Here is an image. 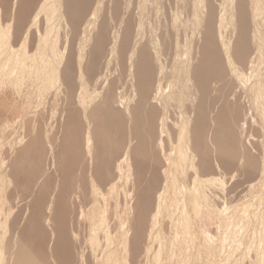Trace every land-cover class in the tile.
Masks as SVG:
<instances>
[{
	"label": "bare ground",
	"instance_id": "1",
	"mask_svg": "<svg viewBox=\"0 0 264 264\" xmlns=\"http://www.w3.org/2000/svg\"><path fill=\"white\" fill-rule=\"evenodd\" d=\"M60 1L61 0H48L46 6L44 7V11H43L44 12V14H43L44 18L47 20V24L49 23L48 25H50V23L52 25L50 26L51 28H49V26L46 27L47 33H48L47 39H46V41H43V43L41 44L40 49H39V53L36 57V60H38V62H41L40 69L43 68L44 65H46L47 63H49V62L51 63V61H57V58L59 59V57L61 55L63 56L64 53H66V50H68V53H70L72 55H73V53L76 52L75 55L77 54L76 56L78 57L77 58L78 60L84 59V56L88 52V51L85 52L86 48H88V45L86 47L85 43L90 42V40H94L96 42L98 40L99 36H100V38H99L98 42H100L102 40V55L101 56H102V60H104V62L101 59H99V60H101L102 64H104L103 70H108L106 68H109L110 64H112V61H110V59L113 58L112 56H114V53H117V54L120 53V56L126 60V61L125 60H123V61L126 62V64H127V71H126V73L124 72L125 73L124 76L120 77L119 80L117 79L119 82V84L117 83L119 85V88L117 87V89L119 90L118 91L119 94H118V97H116V99L114 100L116 105L112 104V106H114L112 108H111L110 104L113 102L112 99L114 97L110 100V101H112L110 103L109 99L111 98V95L113 94V93L112 94L110 93V90H112L111 86L114 85L113 83L115 82L114 80H116V79L114 78V80H112L113 76L108 77L109 71L108 72L106 71L105 72L106 74L104 73V71L102 72L103 73V78H102V130H106L105 128L107 126V123L110 122V124H111L110 119L112 117L110 118V114L115 112L116 117L118 118V119H116V117H115L116 123H117V120L120 121L122 124H120V122H119L118 125L124 126L123 130H124V132L126 131L124 134L125 139L122 137V139H124V142L126 145V146L122 145V147H123L122 150H124V151H123V153H121V157H119L118 156L119 154L117 153V158L119 157L118 163H119V167H120L119 171H118L120 175H119V178L118 177L117 178H118V180H120V176H122V174L125 175L127 173L130 176L135 177V178L132 177L135 182H133V180L131 179L133 182V188L134 189L130 187V184H129L130 182L128 179L131 177L128 174H127L128 177H126V175H125V178H123V180L124 179L126 180V178H128L127 180L129 183L127 182V180L126 181L124 180V182H122V183L127 182L129 185V189L131 188V190H128V187H127V190L129 192H125V194H127L126 196H128V195L131 196V199L129 201L134 200V202H133L134 204L131 203V205H133V206H131V209H130V212L132 214L131 215L132 218H131V216L129 217V215H128L127 217L129 219H127L126 222H125V220H124V222H122L123 225L125 224L124 226H126L128 224V222L130 223V227H128V230H129V233H132V240H131V248L133 249L132 250L133 253L131 251L132 262L135 261L134 258H135V254L138 252V244L141 242V240H143L144 233L145 234L151 233V230L153 229L152 228L153 227L152 222H154V221L152 219L153 217H150V216L151 215L154 216L153 215L154 212L162 211V209L165 210L166 207L169 208L168 205L172 204L171 202H173L174 205L176 203H178V202L174 203V201H176L175 198L177 197V200H179L178 197H180L181 195H183L182 198L184 197V199L182 200V202H183L182 208H184V211L182 210V213L187 212L186 213L188 215L187 217L191 218L190 222H193V227H191V228H193L195 230L196 234L201 236V240L203 238V241L201 243H203L204 240L206 243V239H205L206 237L211 240L212 239L211 237L215 236V235L212 236V234H215L217 231H219V230H217L219 228V226H218L219 224L224 226V228H223L220 225V227L225 229L226 231H228L227 229L234 224H235L234 227H236V223L233 224L234 220H236V219H233V214L235 212L239 213L237 210H239L241 208L237 209V207L243 206V203H242L243 201L240 202L241 198H242V200L245 199L244 201L248 202V203L245 202L246 205L247 204L248 205L242 207V209L239 210L240 213L243 215V217L245 216V218H247L248 215L249 216L252 215L254 217L256 215H258L257 217H260V219H261V222L258 221L259 224L261 223V226L259 227V229L261 227H262L261 229H263L264 228V182H261V180H260V178L261 179L264 178V176H263L264 175L263 174L264 173L263 172L264 167H262V166H264L263 165L264 160H262L264 158V155H263V151H264L263 146L264 145L262 146L263 143H261V142H264L262 139L263 137H261L262 141H260L261 140L260 136L257 135L259 137H256V135L254 134L253 139H252L253 144H251L249 142L247 143V145L249 144V146H250V150H249V147L247 145H246L247 150L244 148L245 146L244 147L241 146V147H243V154L241 152L242 155L239 156V159H238V157L235 159L236 156H234L235 152H233V151H235L236 148L239 149L238 146L243 145V144L245 145L244 142L246 141V139L249 141L251 140L252 137H250L247 134L248 125H249V130H251L250 129L251 124H252L251 126H253L255 128L258 127L256 125L255 126L253 125L256 122L254 123V121L252 119L253 118L251 116L252 113L254 115H258L257 117H259L260 123H257V124H259L260 127H262L264 129V117H263L264 112L261 115L260 111L258 110V109H260V108H258L259 104L261 102H264L263 101L264 99L260 100L261 101L260 103H257L258 101H256V97L253 95V93H255L253 91H256V89L258 88V86L260 84L263 85L261 82H258V81L260 78L264 77V22H263L264 20H263V18H261V16H264V14H263L264 13L263 12L264 11V0H248V1L246 0L247 2L245 1L248 5H250V8H248L249 6L247 8L245 7L246 10L250 9V13H248V14L245 11V9L242 8V10L245 11L244 13H246L247 16L250 14L249 20H248L249 17L244 15L247 22L245 21V19H244V21H241V22H239V20H238L239 15H240L239 13H241V15H243L242 14L243 12L237 13L239 15H238L237 19L235 18L236 12L239 10L240 7H238V10L235 12V15H234V10L237 8L232 7V5H233L232 0H220L218 3L220 6L217 4L218 0H206V1L205 0H192L191 8L189 7L190 11L189 10H188V12L186 11L187 14L185 13L184 9L186 10L187 6L190 5L191 2H186L188 5L186 4L187 6L185 7L183 5L184 0H175L174 2H173V0H170L171 3H169L168 5L166 4L165 6L163 5L165 8L166 6L169 7V5L172 4L171 5L172 7L171 8L169 7L170 10L168 9V13L164 12L165 15L169 14L168 15L169 18H167L168 16H166V19L164 18L165 15H162L163 11L161 13V9L159 10V6H161V4L166 0H164L163 2H162V0H137V2L135 0L136 4L133 5V7L131 6L132 0L131 1L125 0L124 4L122 3L123 2V0H122L121 5L123 4V6L119 5L120 3L117 0V2L119 4H116L114 7L110 8V11L112 9V17L110 16V18H109V14H111V12L108 14L109 10L108 11L106 10V6L109 7V5H110L109 3L111 1L107 2L106 0H96L94 5L92 7L90 6L89 9L86 11V14L84 15L86 18L83 16L84 22L81 21V19H80V21L83 22V24L79 23L80 21H77L78 22L77 23L76 21L73 20V19H75L72 15V14H74V13H72L73 11L71 12L72 14L68 13L69 16H68V14L66 15V12H68L69 7H72L71 5H73V2L76 0H74V1L73 0H67V2H65L66 3V10H65L66 12L64 11V8L62 11L61 5L63 4V6H64L65 4H64V2H62V4H61ZM167 1H169V0H167ZM167 1H166V3H167ZM185 1H187V0H185ZM214 1H216V3H214ZM237 1L240 4L239 0H237ZM237 1H236L235 5L238 4ZM106 2L108 3V5L106 4ZM117 2H115V3H117ZM233 2H235V1H233ZM113 3H114V0L112 2V5L115 4V3L114 4ZM129 3H130V5H129ZM134 3H132V4H134ZM247 4H244V5L246 6ZM101 5H102V10H101ZM50 6H53L54 10L52 9V11H51ZM130 6L132 7L131 9L129 8ZM183 6H184V8H183ZM239 6H241V4ZM161 8H163V7L161 6ZM166 9L167 8H165L164 11ZM217 9H219V10H217ZM99 11L102 12V17H104V19L106 17L103 15L106 13L108 14V17L106 18V20L103 21L104 26H105L104 22H106L107 19H110L109 20L110 22L107 21L108 24L107 23L106 24L108 26L106 25L105 27L104 26L101 27L102 32L100 33V35H98V37L92 38L93 35L91 34V30L93 29L94 24L97 23L100 26L102 25L101 20H99V21L97 20V22L94 23V21H96L95 18L97 19V17H100V16H97L100 13ZM105 11H106V13H105ZM248 12H249V10H248ZM261 12H263V13H261ZM160 13H161V17H158L160 15ZM261 14H263V15H261ZM70 15H71V17H70ZM244 16H242V17H244ZM68 17L71 19L73 18L72 19L73 23L75 22L78 24V27H77V24H75L76 27L78 28V29L76 28L77 29L76 32L80 29V27L82 25H83V29H82V34H79L78 33L79 31L77 33H73L74 35L72 36V39H71V35H72L71 34L70 40H69V43L71 45L65 46L63 44L66 43V41H64V40H65L67 34L65 33L64 28H63L64 40L62 41L61 40L62 39V37H61L62 32H59L60 31L59 29L61 27H63L62 26L63 24L65 27H67L68 23H72V22H68V21H71ZM158 18H159V20H160V18H162L161 20L169 19L170 20V27L173 28V31H174V32L171 31L172 29L169 27V23H168V25L165 24L169 21L167 20L165 22V20H163L165 22L164 23L165 32H166V27L168 26L167 29L170 28L169 31L173 32V34H174L172 36V34L170 33L171 37L170 36L169 37L171 38V42H169L170 39L169 40L167 39L168 38L167 36L170 35L169 31H167L168 35H166V37H165V33H162L161 31H159V32H161L162 34L156 35L157 37H159L158 38L159 41H161V39L164 41L165 38L168 40V41H166L168 44L165 41H164L165 43L162 41L163 43L162 42L161 43L163 45L167 44V47H168L172 43L171 44L172 48L169 46L170 49L173 50L171 52L172 54L169 52L171 50L168 51L169 47L167 49V51H168L167 53H169L171 55L170 58H168L169 56L167 57V55H166L165 47H164L165 50L162 49L164 54L161 50H159L160 48L158 47V43H157L158 39L155 38V33L158 32L156 26H157V24L161 23L160 22L161 20L158 21ZM240 18H241V16H240ZM67 19H68V21H67ZM241 19H243V18H241ZM100 21H101V23H99ZM234 21H236V23L239 22L238 28H237L238 29L237 34L234 33V31L236 30L235 28H233V26H234L233 22ZM56 22H59V24H60L59 27H57L58 23H56ZM154 24H156V26H154ZM162 24H163V22H162ZM54 25H55V27H54ZM109 25H110V28H109ZM158 26L160 27V28L158 27L159 30L163 29V31H164V28L161 27V25H158ZM154 27H156V28H154ZM248 27L249 28L251 27V30ZM57 28H59V29L57 30ZM73 28H74V26H72V29ZM98 28L93 29V30H95V29L97 30V34H99L98 30L100 29V28L99 29ZM1 31H2V29L0 30V32ZM248 31H250L251 34ZM229 32H230V34L226 35ZM70 33H71V31H70ZM233 33H234V36H233ZM248 33L250 34L251 38L248 37L249 36ZM235 34H236V36H235ZM91 35H92V37H91ZM161 35H163L165 38ZM229 35H230V37H229ZM74 37H76L77 40L72 42ZM160 37H162V38H160ZM233 37L234 38L236 37V38L232 39ZM247 37L250 38L249 40L251 42L246 40ZM240 40H241V42H240ZM92 42H90L89 44H91ZM247 42L251 43L252 45L251 44L248 45ZM53 43H55V49L52 50L51 45ZM91 45H93V44H91ZM163 45L161 47H163ZM67 46H68V49H66ZM73 47H75V48H73ZM117 48H120L119 52H118ZM90 49L93 50L94 48L90 47ZM90 49H89L90 52H88L87 57L89 56V53L93 52ZM115 51H117V52H115ZM158 52H160L161 55L163 54L164 63H165V59L168 58L167 59L168 64L167 63H165V64L169 65L170 61H171V64H170L171 67L168 66L171 69V71H169L170 69L168 70L167 65H165L166 67L164 66V63L162 61V56L160 57V55H159L160 53L158 54ZM117 54H115V55H117ZM238 55H240V56H238ZM101 56H100V58H101ZM164 56H166L165 59H164ZM118 57H119V54H118ZM89 58H90V56H89ZM92 58H93V56H92ZM98 58H99V56H98ZM143 58H145L144 66H142L143 64L141 63L142 62L141 60H143ZM169 59H171V60L169 61ZM86 60H88V59H86ZM116 60H118V62H117L118 65H119L120 61H122L121 59L119 60V58H117ZM109 62H111V63L109 64ZM143 62H144V60H143ZM123 63H122V66H123ZM216 63L218 64L217 67L220 68L219 71L221 70L220 74L218 73L219 71L216 70V72L218 73L217 74L218 76L214 75V72H213L214 67H215L214 65ZM126 64L123 67H126ZM139 64H142V65H139ZM108 65H109V67H108ZM103 66L101 65V67H103ZM140 66L143 67V73L138 72L140 70V69H138ZM217 67H215V69H218ZM120 68L122 69V67H120ZM165 68L169 71V73L166 71ZM121 69L119 71L120 73H122ZM13 70L14 69H12V71ZM141 71H142V68H141ZM14 72H16V71H14ZM52 73H54V72H52ZM116 75H117V73L115 74V76ZM119 76H120V74H119ZM117 77L118 76H116V78ZM108 78L111 80H109ZM40 81L44 82V85H47V86H49L51 83H53V82H49L48 79H44V80L42 79ZM112 81H113V83H112ZM10 82H11V80H10ZM262 82H264V80ZM17 83H15V84H17ZM238 83H240L241 85H239ZM2 84H4V82ZM15 84H13V85L15 86ZM11 86L9 88H11ZM114 86H116V84ZM114 86H113V89L115 90ZM263 86L261 88H263ZM16 87H19V86L16 85ZM240 87H243V88L240 89ZM262 90H264V89H260V92ZM115 91H117V90H115ZM258 91H259V88H258ZM258 91H256V92H258ZM112 92H113V90H112ZM88 93L90 95H94V94L99 95V94H101V90L99 88H95L94 91L90 90V91H88ZM258 93L255 95H258ZM12 94H10V96ZM17 94H15V96ZM21 94H23V93L21 92ZM115 94H117V92H115ZM38 95H40V94H38ZM38 95L36 98L40 99V96L38 97ZM44 95H45V97L44 96L43 97L46 99V94L44 93ZM263 95H264V92H263ZM261 97L264 98L262 95H261ZM5 98H7V97H5ZM159 98H160V101H157ZM169 100H171L170 102L173 103V105L175 107L174 108V110L176 111L175 115L177 114L176 116H177V121H178L177 127L180 128V126H182V124L184 127L182 129V131H180L181 130V128H180L177 132L178 134L180 132L181 133L184 132V134H183L184 138H183V135L181 136V134H180V137H178V135L175 134L177 130L173 131L175 136H177L178 138H182L181 140L184 141L185 146H183V149L185 147V149H184L185 152H183L184 150L182 151V149H181L182 145H184V143L182 144L183 141H181V148H180V146H176V148L179 147L181 149V151H179L180 153L183 152V154H184V153L188 152L186 155L184 154L185 155V158H184L183 155H181V154L179 155V153L177 151L178 155L180 156L179 159H181V157H182L183 159H181V160H183L184 162L186 161L187 162V163L185 162L186 164H188L191 161V159L193 160V161H191V163H189V165L191 164V166L187 165L190 168L188 177L180 176L179 180H178V177L175 180L176 174H174V175L171 174V170L173 169L172 170V172H173L179 166L180 170L182 169L180 171L181 173H179V174H182L187 169V167H184L186 165L182 164L181 161L178 160V157H179L178 155H177L178 157L176 156V153H175L176 148L174 146L177 143L173 142L174 144H172V145H174L173 146L174 148L173 147L169 148V149H171L170 151L172 154L170 156L173 159L168 160L167 165H165L164 163L167 162L166 159L168 158L169 155L168 156L166 155L167 157H166L165 161H164V158H165L164 155L165 154H163L162 152L160 153L158 151L159 153L157 152L156 154H159V155H157L156 157H153V155H152V153L155 152V151H153V146H155L156 148L159 146V145L157 146V143L159 141L157 143L155 142V141H157L155 139V137L157 138V134L159 133V131H161V130H159V127L161 126V128L163 129V132H165V134L168 135V136L166 135L167 137H169V135L172 133V132L169 133V131H170L169 130V125H170L169 120L172 118V117L171 118L169 117V115H170L169 114V110H170L169 109V103H170ZM18 101H20V100L18 99ZM23 101H25V100H23ZM29 101H30V99H29ZM34 101H36V100H34ZM4 102H5V100H4ZM157 102L161 103L160 106H158L159 103L157 104ZM32 103H35V102H32ZM81 103H82V105H84L86 107L85 102H81ZM256 103L258 104V106H256L257 105ZM30 104H31V102H30ZM39 105L40 104L38 102L37 106H39ZM42 105H43V101H42ZM170 105H172V104H170ZM261 105H260V107L262 109V106L264 104L262 106ZM22 106H23V103H22ZM31 106L35 107L34 104L33 105L31 104ZM29 107H30V105H29ZM159 107H161V109ZM36 108H38V107H35V109ZM113 108L115 109V111ZM170 108H172V107L170 106ZM262 110H261V112H262ZM1 111H2V109L0 110V112ZM159 112L161 114L158 116ZM173 112L174 111H172L171 115H174ZM28 115H27V117H28ZM23 116H25V115H23ZM61 116H64V115H60V118L62 120ZM157 116L160 117L159 127H158V122L156 120V119H159V118H157ZM27 117H25V119ZM54 119L56 121L58 120L57 117ZM249 119L252 120V123H250V124H248V122H250ZM21 120H23V119H21ZM26 120L24 122H26ZM64 120H65V118H64ZM256 120H257V118L255 119V121ZM115 121H114V123H115ZM28 122L29 121H27V124H28ZM53 122H52V124H53ZM172 122H174V121H172ZM236 122H237V125H236ZM16 123H17V121H16ZM19 123H20V121H19ZM57 123H58V121H57ZM116 123H115V125H116ZM230 123L231 124L235 123L236 126L235 125L233 126V124H232V125H230V128L232 126L234 128L236 127L237 129L236 128L235 129L237 131H235L234 128L233 129L228 128ZM22 124H23V121H22ZM25 124H24V126H25ZM29 124H30V122H29ZM55 124H56V122H55ZM49 125H51V123H49ZM173 125H174V123H173ZM173 125L171 124V126H173ZM219 126L221 127V129L224 128V129H222V130H224V133H227V132H225V129H229V131L234 130L235 132H238L237 136H239V138H240V139L238 138V140L240 141L244 137L243 140H245V141H243V144H240L238 146H234V144H233V146L231 147L233 149V151L228 150V148L232 144L230 146L228 144L229 147L224 146V145L227 144V142H230V143H231V141L233 142L234 139L235 140L233 143H235L237 141L236 140L237 137H235L236 134L233 131L234 133L231 134V135H235L233 137V140L231 138V135H230V138L227 137L228 136L227 135V136H225L226 138L222 137L225 139L224 142H226V141L227 142L226 143L220 142V141H222V139H220V136H219V134H220ZM157 127H158V129H157ZM118 128L121 129L120 127H118ZM118 132L121 133L120 130ZM163 132L161 131V133H163ZM252 132H254V131H251L249 133L251 134ZM258 132H260V131H257V134H258ZM255 133H256V130H255ZM263 133H264V131H263ZM151 134H153V135L156 134V135H155V137H150L149 135H151ZM165 134L164 133L161 134V136L162 135L163 136L160 137V139L161 138L165 139V137H166ZM227 134H229V133H227ZM243 134H247L249 136V139H248L247 135L245 137V136H243ZM159 135H160V133H159ZM220 135L224 136L222 133ZM115 136H118V135L116 134ZM172 136H173V134H172ZM172 136H170V138ZM197 136H199V137L201 136L200 137L201 142L202 143L205 142L204 143L205 145H202L201 142L197 143V141H196L198 139ZM147 137H150V139H149L150 141L148 140ZM254 137L256 138V140ZM168 139L167 140L165 139V140L168 141V143H169ZM175 139H177V138L175 137ZM194 139H195V142L197 144L194 143ZM200 139H198V140H200ZM219 139H220V141H219ZM230 139H231V141H230ZM172 140L175 141L174 139H172ZM120 141H122V140L120 139ZM151 141H154V144H156V145H154L153 142H151ZM119 143H116V144L118 145ZM206 143L209 144L208 147H207ZM161 144L163 145L162 142H161ZM170 144H171V142L168 145H170ZM198 144H201L203 147L200 145V149H199ZM222 144H224V145H222ZM236 144H237V142H236ZM168 145L165 144V146H168ZM165 146H164V148L162 147L163 151H164V149H166ZM260 146L263 147L262 148V155H263L262 159L260 158V156H261L260 155ZM115 147H116V149L120 148V147L117 148V146H115ZM159 147L161 149V145ZM226 147H227V150H226ZM233 147H235V148H233ZM160 149L157 148V150H160ZM206 149H207V151L209 150L208 153H207V151H204ZM224 149H225L226 153H225ZM122 150L119 149L118 152H120ZM150 150L153 152H151ZM240 150H242V149H240ZM140 151L143 152V156L140 154L141 153ZM227 151L228 152L230 151V153H232V152L234 153V155L231 156L230 160H232L233 162L235 160V162H236V163L234 162L235 165H232L234 163L231 164L232 161H230L228 159L230 157L229 156L230 153L228 154ZM149 152H151V153H149ZM237 152H240V151H236V153ZM251 152L253 154H255L257 156V158H255L256 157L255 155H254L255 157L252 156ZM148 153L151 155H149ZM166 153L170 154V152H168V150ZM206 153H207V155L210 156V158H208L209 156H206V155H205V157L203 156V154H206ZM222 153H223V155L228 154L229 157L227 158V155H225L226 156L225 159L224 158L222 159ZM246 153H248V155ZM98 154H96V155H98ZM153 154H155V153H153ZM139 155L142 157H140ZM87 157L89 158V156H87ZM93 157H96V156L93 155ZM248 157L250 158L249 162L252 159V160H255V162L257 163L256 164L254 162V164L256 166V168L254 166L255 169H253L252 168L253 166L251 167V165L249 163H247L246 160ZM138 158H139L140 162H138ZM226 158L228 159V162L225 161ZM233 158H234V160H233ZM97 159H98V157H97ZM97 159L96 160L92 159V161H94V160L97 161ZM260 159L262 161H260ZM179 161H180V163H179ZM261 162L263 163L262 166H261ZM95 163L97 164V162H95ZM109 165H111V164L109 163ZM179 168L177 169L178 172H179ZM128 169H129V171H128ZM153 169L155 170V172H153V173H155V176L151 175V170H153ZM117 170H118V168H117ZM117 170H116V173H117ZM174 173H176V172L174 171ZM247 173L249 174V176H245ZM261 173L263 174L262 175L263 178L261 176ZM150 175L155 177V179H153V177H151ZM116 176H118V174ZM116 176H114V177H116ZM122 177H124V176H122ZM122 177H121V180H122ZM234 177H236L237 180H234L233 179ZM258 177H259L258 180L260 181V183L259 182L257 183V181H256L257 180L256 178H258ZM117 178L115 179V182H113V183H116ZM111 180H113V179H111ZM153 180H154L153 184H148L150 181L152 183ZM227 180L228 181L234 180L231 187L227 186V182H226ZM109 181H110V178H109ZM177 181H179V185L178 184L177 185L180 186V187L177 186L178 187L177 190L179 189L178 190L179 192L177 190L175 191L173 189L175 182L177 183ZM105 182H107V181H105ZM117 182L119 184V181H117ZM113 183H111V184H113ZM146 183H147V185L145 186V188L143 186V189H145V193H144V191L142 190V185H144ZM225 183H226V185H225ZM228 183H230V182H228ZM172 184H174V185H172ZM107 185L108 184L106 183V189H108ZM115 185H113V186L111 185L112 189H111V187H109L110 190H113V187ZM124 185H123V187H124ZM150 185H151V187H150ZM56 186L57 185H55V187L52 186L53 188L49 191V194L47 193L48 194L47 197L45 196V194H44L45 197H43L44 208L40 212V216H41L42 221L44 222V224L48 230L49 235H48L47 239L45 240V243L43 244V246H41V243H40V246L38 248H36V249H40L38 252L42 251V259L34 260L31 264H85V261L83 260V258L80 257L81 259L78 260L77 252L74 253V247H73L74 243L72 241L73 238L68 237L67 234H65V232H63L64 230H61L62 228L61 229L59 228L58 231L55 229L56 226L60 227V225H58V222H57L58 218L64 219L63 221H66L65 219L67 218L68 214L69 213L72 214L71 213L72 212L71 211V200H72V196H73V192H74L73 187L71 185H67L64 188L59 189L58 191H57L58 187H56ZM120 186H121V184H120ZM226 186L229 189L226 190V188H227ZM123 187H122V190L124 192ZM175 187H176V185H175ZM102 188L104 189L105 186L102 185ZM103 189H102V192H103ZM108 190H106L107 191L106 196L111 195V193H109ZM125 190H126V188H125ZM173 190L175 191V193ZM143 194H144V199L142 202L141 196ZM104 196L105 195L102 196L103 199H104ZM124 198L127 200V198H129V197H127V198L124 197ZM139 199H140V201H139ZM234 199L235 200L240 199L239 202H240V204L241 203L242 204L241 205L236 204V209H234L233 214H232V213H230L232 211L231 210L232 206H230L231 207V209H230L229 205H231V202H233L232 205H235V203H238V201L237 202L235 201V203H234ZM126 200H124V201H126ZM155 203H156V205L154 207ZM125 204H126L125 208L127 209V212H128L129 211L128 207L130 208V206H127L128 203H125ZM180 205H181V203H180ZM179 207L181 208V206H179ZM179 207H178V209H176L177 211L179 210ZM249 208H252V209L247 210ZM229 209H230V212H229ZM3 212L5 213V211H3ZM1 213H2V210H0V216H1ZM4 213H2V215ZM26 213H24V214H26ZM240 213H239V216H240ZM127 214H129V212ZM186 214H185V216H186ZM6 215L7 214L5 213L4 216H6ZM26 215H25V217L23 216L22 218H26ZM180 215H184V214H180ZM234 215L237 216V214H234ZM177 216H178L179 221H181V219L179 218V215H177ZM120 217H121V215H120ZM175 218H176V216H175ZM245 218H244V220H245ZM203 219H205V221L207 220V221H210L212 223H214V222L219 223L217 221L220 220L219 224H215V226L218 228L216 229L214 227L217 231L213 229L214 233L209 234L208 229L206 228L207 226L204 227L202 224ZM250 219H251V216H250ZM250 219L247 218L245 220L246 221L245 223H247V220H248V223H250L248 225V227H250L251 223L254 220L252 217L253 220L251 219L252 222H250L249 221ZM182 220H183V222H181L182 224L184 222H185V224L187 223L183 218H182ZM242 220H243V218H242ZM2 221L0 219V222H2ZM77 221H79V220L77 219ZM207 221H206V223H207ZM61 222L59 220V223H61ZM210 222H208L210 225L209 227H210V229H212L213 228L211 226L212 223L210 224ZM235 222H237V221H235ZM240 222H242V221H240ZM240 222H238V224ZM256 222H257V220L255 219V223ZM66 223L63 222V227H64V224H66ZM98 223H99V221H98ZM185 224H183V225H185ZM204 224H205V222H204ZM257 224H254V225L257 226ZM1 225H3V224H1ZM4 225H6V224L4 223ZM66 225H68V224H66ZM254 225L253 226L251 225L252 228L255 227ZM68 226H70V224ZM124 226L121 227L122 232L125 231V230H123ZM213 226H214V224H213ZM240 226H237L238 228L237 227L236 228L238 230H239V228L242 229V227L244 225L242 226L240 223ZM203 227L205 228V230ZM244 227H247V226H244ZM248 227H247L246 231H242V232L238 231V232H240V234L241 233L243 234V235L241 234L242 236L239 234L240 238L241 237L243 238V236H245L243 232L247 233V234L245 233L246 237L244 239L245 241H246V239H249V241L248 240L246 241L247 244H249L248 242H251L250 238L252 240V237H248V235L252 232L255 233V231H253L252 229H251L252 231L249 230ZM6 228H7V225L4 228V230ZM21 228H20V232L22 230ZM202 228H203V230H202ZM221 228H219L220 231H221ZM235 229L233 228V231ZM4 230H3V232H4ZM24 230H26L25 227H24ZM111 230H113V228L112 229L110 227L109 228H107V227L103 228L102 239L105 240V242L107 243V242H109V238L111 236L112 239L110 238V240H112V241H110L111 243L110 242L109 243H110V245L112 243L114 245L115 239H113V235H112L113 231H111ZM244 230H245V228H244ZM248 230L251 232L248 233L247 232ZM254 230H256V234H258V235L261 234V233H259L260 231L264 233V229H263V231L262 230L259 231L258 228L254 229ZM257 230H258V233H257ZM0 231H2L1 228H0ZM61 231H62V233H61ZM229 231L231 232L232 229ZM68 232H66V233H68ZM210 232H212V230ZM234 232H236V233H234L235 235L233 234V236L237 237V235H236L237 231H234ZM23 233H24V231L21 234L23 235ZM117 233L120 234V231H118ZM25 234H27V232ZM217 234H218V232L216 233V235ZM219 234H221V232ZM225 234H227V232ZM252 235H253V233H252ZM71 236H72V234H71ZM202 236H204V237H202ZM226 236H227V238L229 237L228 235H226ZM253 236H255V235H253ZM220 237H221V235H220ZM258 237H260V235ZM117 238H118V236H117ZM86 239H88V238H86ZM216 239H219V235L217 236ZM216 239H212V240L214 241ZM225 239H224V241H221L219 239V241H221L224 244H225V242H229V241L232 242V240L234 241V237L231 240H229L230 239L229 238L228 239L229 241H225ZM235 239H237V238H235ZM256 239H257V237H256ZM259 239L261 240L260 242L262 243V245H264V243L262 242V240L264 239V235H261V237ZM85 241H87V240H85ZM216 241L212 242V243L216 244ZM10 242L8 244H6V246H8V245L11 246ZM74 242H75V240H74ZM208 242H209V240L207 241V243ZM0 243H2V242H0ZM46 243L48 244L49 249H48V247L45 246ZM205 243L200 244L199 246L204 245V247H202V246L201 247L205 248ZM207 243H206V246L209 245ZM261 243H259V244H261ZM224 244H222V246ZM227 244L228 243H226L225 245H227ZM251 244H253V240H252V243H250V247H251ZM103 245L106 247V244L104 242H103ZM253 245H256V244H253ZM108 246H109V244H108ZM8 247H5L6 248L5 251L2 250L4 248H0V264H5V263L10 264V261L12 260L9 258V260H8L9 263H8L6 258H5L6 261H5V263H3L4 262L3 256H5V255H3V252L7 254L6 250L8 249ZM89 247H90V245H89ZM223 247L220 249L222 250ZM45 248L47 249V251ZM90 248L92 250L93 246H91ZM101 248H102V244H101ZM202 248H201V250H202ZM217 248H218V245H217ZM246 248L248 249V247H246ZM256 248L258 249V247H256ZM260 248L262 249L264 247L260 246ZM11 249H13V250H11ZM14 249L15 248L9 247V249L7 250L8 254H9V250L16 253V251ZM87 249L89 250V248H87ZM28 250H29L28 253L30 251H32L30 249H28ZM97 250L98 249H96V251ZM204 250L208 251V247ZM103 251H108V250L106 249ZM210 251H211V249H210ZM250 251H251V248H250ZM263 251H264V249H263ZM12 252H10V253H12ZM216 252L218 253V249ZM256 252H258V251L256 250ZM261 253H262V251H261ZM261 253H260V255L263 254V256H264V253H262V254ZM204 254H206V253H204ZM253 254H254V252H253ZM14 255L16 256V258H14L15 256L13 257V254H10V256L14 258L13 261H11V262H13L12 264H19L21 256L16 255V254H14ZM18 256L20 257V259H17ZM99 256L102 257V249L100 251ZM246 256L248 257V255H246ZM263 256H261L262 260L260 258V260H261V261H259L260 264H264L263 263L264 262ZM208 257H210V256H208ZM18 260H19V262H18ZM249 261H250V259H249ZM247 263L249 264L250 262H247ZM23 264H29V263H24V261H23Z\"/></svg>",
	"mask_w": 264,
	"mask_h": 264
},
{
	"label": "rangeland",
	"instance_id": "2",
	"mask_svg": "<svg viewBox=\"0 0 264 264\" xmlns=\"http://www.w3.org/2000/svg\"><path fill=\"white\" fill-rule=\"evenodd\" d=\"M106 1L107 2L111 1L109 3L110 4L109 7L106 6V10L107 11L109 10L108 14L111 12V14H109V18H110V16L112 17V9L110 11V8L114 7L116 4H119V3H120L119 5H121L122 0H120V1L118 0L119 3L117 2V0H114V3L117 2L115 4L113 3L114 5H112L113 0H106ZM124 1L125 0H123V2H122L123 4H124ZM163 1L164 0H162V2ZM166 1H164L161 4V6L163 8L166 4L168 5L169 3H171L170 0H169L170 2L167 1V3H166ZM174 1L175 0H173V2ZM219 1L220 0L217 1V4L219 3ZM233 1H235V2H233ZM236 1L237 0H232V4H233L232 7L237 8L234 10V15H235V12L238 10V7H240L239 10L236 12L235 18L237 19L238 15L240 14L239 18L241 16V18H243V19L238 18V20H239V22H241V21H244V19H245L244 15L247 16V14L250 13V9H248L249 12H248V10L245 9V7L247 8L248 6H249L248 8H250V5H248L246 3L248 0L247 1L241 0L242 2L239 0L241 6H239L240 4L238 3V1H237V3L239 5L237 4L238 5L237 6V5H235ZM47 2H48V0H0V30L2 29V31L0 32V89L2 90V91L0 90V96H1L0 97V110L2 109V111L0 112V210H2V213H4L3 211H5V213L7 214L6 216H4L5 213L3 215L1 213V216H0L1 221L3 220L2 222H0L1 224H3V225L0 224V226H1L0 228L2 230V231H0V242H2V243H0V248H4L2 250L5 251V249H6L5 247L9 246V245L6 246V244H8L11 241L12 243L10 242L11 246H9V247L15 248L14 250L16 251V253H14L11 251L13 249H11V250H9V254H8V251H7L9 249V247H8V249L6 250L7 254L3 252V255H5V256H3V258H4L3 263H5L6 260L9 263V261H8L9 258L12 259L11 261H13V259L16 258V256L14 254L21 256V259L19 256H18L19 258L17 257V259H20L19 264H21V263L23 264V261H24V263L31 264L34 260L42 259V251L38 252L40 249H36V248H38L40 246V243H41V246H43V244L45 243V240L47 239V237L49 235L48 230H47V228H46V226H45V224L42 221V218L40 216V212L44 208L43 197H45V196L47 197V195L49 194V191L53 188L52 186L55 187V185H57L56 187H58L57 188V191H58L59 189H62L67 185H71L73 187V190H74L72 200H71V211H72L71 213L72 214H70V213L68 214L67 218L65 219L66 221H63L64 219L58 218L57 222H58V225H60V227L56 226L55 229L58 231L59 228L60 229L62 228L61 230H64L63 232H65V234H67L68 237L73 238V240L72 239L71 240L74 243V245H73L74 253L77 252L78 260H80L81 259L80 257H82L83 260L85 261V264H248L247 262H250L249 264H252V263L253 264H260L259 261L262 260L261 256H263L262 253H264V251H263L264 248L261 249L260 246L264 247V245H262V243L260 242L261 240L259 238L261 237V235H264V233L260 231V230L263 231L264 228L261 229L262 228L261 227L259 229V227L261 226V223L259 224V222H261V219H260V217H257L258 215H256L255 217L250 215L251 219H252V217L254 219V220L252 219L253 222L251 221L250 216L248 215L249 216L248 217L246 215L247 218L250 219L249 221L252 222L251 225L253 226L254 224L258 223L257 224V226L259 225L258 227L256 225H254L255 227H253V228L251 225H250L251 228L248 227V225L250 224V223H248V220H247L248 224L245 223L246 222L245 220L247 218H245V216L243 217V215L239 211L242 209V207L248 205V204L246 205V203H248V202L244 201L245 199L242 200V198H241L240 202L243 201L242 202L243 206L237 207V209L241 208V209L237 210L240 213V216H239V213H236V212L234 214H237V216L233 214L234 209H236V204L237 205L240 204V202H239L240 199H238V200L234 199V203H235V201L236 202L238 201V203H235V205H232L233 202H231V205H229V207L232 206V209L230 207V209L232 211L230 212V209H229V212L233 214V219H236L233 222V224L236 223V227L240 226V223H241L242 226L243 225L247 226L249 230L252 229L253 231H255V233L254 232H252V233L255 236L257 235L256 236L257 239L255 236L252 235V233H250L252 230L251 231L248 230L247 232L251 234V235L249 234L248 237H252L253 244H256V245L251 244V247H250V243H252L251 238H250L251 242H248L249 244L246 243L247 240L249 241V239H246V241L244 240L246 237V234H247L246 232H243L245 235V236H243V238L239 237L242 234V233L240 234V232L246 231L247 227L243 226L245 228V230L243 227H242V229L239 228V230H238L237 229L238 227L237 228L234 227L235 226V224H234L227 229L228 231H226L225 229H223L224 226L219 224L220 220L217 219L218 220L217 222H219V223H216V222L212 223V222L206 220L207 221V223H206V221H205L206 218H205V219H203L202 224L204 227L207 226L206 228L208 229L209 234L214 233V230H216L218 228L215 226V224H219L218 225L219 228L223 227V228H221V231L219 228L217 229L219 231L216 230L218 232L217 235H216V233H217L216 231H215L216 232L215 234H212V236L215 235V236L211 237L212 239H216L217 236L219 235V239L221 241H224L225 238H226L225 241H229V240L233 239V237H234V241L233 240H232V242L229 241L230 243L225 242V244L228 243L227 245H225L224 243L219 241V239H216L218 241L217 242L216 240L213 241L212 239H211L212 240L211 241L210 239H208L206 237L205 238L206 243L209 240V242L207 243L209 245L206 246L205 240L203 243H201L203 241V238L201 240V236L196 234L195 230L193 228H191V227H193V222H190L191 218L187 217L188 216L186 214L187 212L182 213V210L184 211V208H182V204H183L182 200L184 199V197L182 198L183 195H181V194H180L181 198L178 197L179 200H177V197L175 198L176 201H174V203L178 202V203H176L177 205L176 204L174 205L173 202H171L172 204L168 205L169 208L166 207L165 210L162 209V211L154 212V214H153L154 216L149 215L150 217H153L152 218L154 221V222H152V226H153L152 228L153 229L151 228L153 231L151 230V233H146V234L144 233L143 240H141V242L138 244V252L135 254V258H134L135 261L132 262V256H131V254L133 253V251H132L133 249L131 248L132 233H129V230H128V227H130V223L128 222V224L126 223L127 225L124 226L125 224L123 225L122 222H124V220L126 222V220L129 219L127 216L129 215V217H130L132 215L130 212V209H131V206H133V205H131V203L134 204L133 203L134 200L129 201L131 199V196H129V195L126 196L127 194H125V192H129L128 190H131V188H133V182H135L133 178H135V177L130 176L127 173L129 171V169H128V171L126 173L131 178H129V179L126 178V180L128 179L130 182L129 183L127 180V182L130 184V187H131L130 189H129V185L127 182L122 183L125 180V179L123 180V178H125V175H126V177H128L127 174H125V173H124L125 175L122 174V176H124V177L120 176V180H118L119 175H120L118 172L119 168H120L119 163H118V158L121 157V153H123V151H124V150H122V148H123L122 145L126 146L125 142H124V139H125L124 134L126 131L124 132V130H123L124 126L118 125L120 121L117 120V123H116L115 112L110 114V118L112 117L110 119L111 124H110V122L107 123V126L105 128L106 130H102V78H103L102 72L104 71V73H105L106 71L107 72L109 71L108 77L113 76L112 80H114V78L116 79V80H114L115 81L114 83L112 81V83L114 85L116 84V86H114V85L111 86L113 92H112V90H110V93L114 94V95L112 94L111 98L109 99L110 103L113 101L110 104L111 108H112V107H114V106H112V104L116 105L114 100L116 99V97H118V94H119V92H118L119 90L117 89V87L119 88L118 80L120 77L125 75V73L127 71V64H126V62L123 61L125 59H123L120 56V53H118L119 57H118L117 53H114V56H112L114 59L113 58H111L112 60L110 59V61H112V64H110L111 62H109L110 67L108 65L109 68H106L108 70H103L104 64H102V62H101V60H102V56H101L102 55V40L101 39L102 38L100 39L101 41L98 42L99 38H100V36L98 37V35H100V33L102 32L101 27L104 26L103 21L106 20V18L108 17V14L105 11V13L107 15L104 14L103 16H105L106 18L104 19V17H102V12H100L102 10V5H101V10L99 11L101 14L98 12L99 14L97 15L100 17L96 16L97 19L95 18L96 21H94V23L97 22V20L98 21L101 20L102 23H101V21L99 23H101L102 25L100 26L97 23H95L96 24V25L94 24L95 27L93 26V29L98 28V27L100 28V29L98 28L99 34H97L96 29H95L96 31L93 29L91 30V34L93 35V37H92V35H91V37L92 38L98 37V40L96 42L94 40H90V42H92V41L94 42V43L93 42L91 43L93 45L89 44L90 42L85 43L86 47L88 45V48H86L85 52H87V51L90 52L89 51L90 47L94 48L93 50L90 49L91 51H93V52L89 53L90 58H89V56L87 57V54H88V52H87V54L85 55L86 57L84 56V59L78 60L77 59L78 57L76 56L77 54L75 55L76 52L75 53L72 52L73 53V55H72V54L68 53V50H66V53H64L63 56L61 55L59 57V59L57 58V61H51V63L50 62L47 63L46 65H44L43 68L40 69L41 62H38V60H36V57L39 53V49H40L41 44L43 43V41H46V39H47L48 33H47L46 27L49 26V28H51L50 26L52 25L51 23H50V25H48L49 23L47 24V20L44 18V15H43L44 14V12H43L44 7L46 6ZM60 2H61V4H62V2H64L65 7L62 4L61 9L63 11V8H64V11H65L66 10V3L65 2H67V0H61ZM95 2H96V0H76L73 2V5H71L72 7H69L68 12L65 11L66 15L68 13L70 14L73 11L72 13H74V14H72V13L71 14L73 15V17L75 19H73V18L72 19L76 22L80 21V19H81V21L84 22L83 16L86 14V11L89 9V7L90 6L92 7ZM107 2H106V4L108 5ZM134 2H135V0H132V2H131L132 7H133V5L136 4L137 0L135 3ZM184 2H183V5L185 7L188 5L186 2H191V4L189 3L190 5L187 6V9L186 10L184 9L185 13L187 14L188 10L190 11L189 7L191 8L192 0H189V1L184 0ZM132 3H134V4H132ZM214 3H216V1H214ZM123 4L121 6H123ZM244 4H247V5L245 6ZM129 5H130V3H129ZM171 5H169L170 8L172 7ZM131 6L129 7L130 9L132 8ZM161 6H159V10L161 9V13L163 11L162 15H165L164 12L168 13V9L170 10V8L168 6H166L165 8H167L166 9L167 11L166 10L164 11L165 8L163 9V8H161ZM184 6H183V8H184ZM52 7L53 6H50L51 11H52V9L54 10V7L53 8ZM242 8L245 9L247 14L244 13L245 11L242 10ZM217 10H219V9H217ZM239 12H243L242 13L243 15H241V13H239ZM263 12H261V13H263ZM161 13L158 17H161ZM237 13H239V14H237ZM69 14H68V16H69ZM263 14H261V15H263ZM168 15H165V17L164 16L163 17L166 19V16H168ZM242 16H244V17H242ZM249 16H250V14L247 17H249ZM70 17H71V15H70ZM162 18H160V20ZM167 18H169V16ZM261 18H263V20H264V16H261ZM69 19L71 21H68V19H67L68 22L73 21L71 18H69ZM165 19H163V20H165ZM249 19H250V17L248 18V20ZM109 20L110 19H107V21H109ZM160 20L158 18V21H160ZM163 20H161L160 21L161 23L159 22L160 24H157V26H156V24H154V26H156L157 30H158V32L155 33L156 39L159 38L156 36L157 34L160 35L162 33H165V37H166V35H168L167 31H169L171 28L170 27V20L167 19L169 21L167 23H165L167 20H165V22ZM81 21L79 23L83 24V22H81ZM107 21L104 22L105 26L108 24ZM245 21L247 22L246 19H245ZM162 22H163V24H162ZM56 23H58L57 27H59V25H60L59 22H56ZM72 23H68V26L66 25L67 27H65L63 24L62 25L63 27H61L60 29L57 28V30L58 29L60 30L59 32H62L61 33V35H62L61 40L62 41L64 40L63 28H64L65 33L67 34L66 38L64 40V41H66V43L63 44L65 46L71 45L69 43L71 34H72L71 39H72V36L74 35L73 33H77L79 31L78 33L82 34L83 25L76 32V30L78 29L77 28L78 22L77 23L74 22L73 23L74 25ZM164 23L166 25H168V23H169V27H170L169 29H167L168 26L166 27V32H165ZM238 23H236V21L233 22V24H234L233 28L236 29V30L234 29L235 31L234 30L233 31L236 34L238 33V31H237L238 30L237 29ZM75 24H77V27ZM158 25H161V27L164 28V31H163V29L159 30L160 27ZM72 26H74L73 29H72ZM54 27H55V25H54ZM156 27H154V28H156ZM109 28H110V25H109ZM171 29H172L171 31H173V28H171ZM249 29L251 30V27ZM70 31H71V33H70ZM159 31H161L162 33ZM171 31H169V34L171 33L173 36L174 31L173 32H171ZM248 32H250V31H248ZM234 33H233V36H234ZM171 34L167 36L168 37L167 39L168 40L170 39L169 42H171V38H170ZM228 34H230V32L227 33L226 35H228ZM236 34H235V36H236ZM250 34H251V32H250ZM250 34L248 37L251 38ZM163 35H161V36H163ZM229 37H230V35H229ZM248 37L246 40L250 41L249 40L250 38H248ZM160 38H162V37H160ZM235 38L233 37L232 39H235ZM167 39L165 38L164 41L165 42L168 41ZM76 40H77L76 37H74L72 42H74ZM158 41H159V39L157 40L158 47L160 48L159 50H161L163 52V50L166 49L165 50L166 55H167V57L169 56L168 58H170L171 55L167 52L169 50H171L170 47L172 48V45H171L172 43L171 44L169 43L170 47L168 46L169 47V49H168V47H167L168 43L167 42H166L167 43L166 45H163L162 43L164 41L162 39H161V41H159V42ZM240 42H241V40H240ZM250 44L251 43H248V45H250ZM162 45H163V47H161ZM68 46L66 47V49H68ZM164 47H165V49H164ZM73 48H75V47H73ZM51 49L52 50L55 49V43H53L51 45ZM117 49L119 52L120 48H117ZM167 49H168V51H167ZM172 51L173 50H171L169 52L171 53ZM115 52H117V51H115ZM160 52H158V54ZM161 53L159 55H160V57L162 56V61H163L164 52L162 55H161ZM115 54H117V55H115ZM91 55L93 56V58ZM98 56H99V58H98ZM100 56H101V58H100ZM238 56H240V55H238ZM117 58H119V60L120 59L122 60V61H120L119 65L117 63L118 60H116ZM165 58H166V56H164V59ZM86 59H88V60H86ZM99 59H101V60H99ZM167 59H165V63H167V61H168ZM143 60H144V62H143ZM143 60H141L142 62L139 60L143 64V65L142 64H139V65L144 66L145 58H143ZM170 60L171 59H169V61ZM102 61L104 62V60H102ZM121 62L122 63L124 62L126 64V67H123L125 64L123 63V66H122ZM163 63H164V61H163ZM165 63H164V66L168 64V63L167 64H165ZM170 64H171V61H170ZM170 64L167 65L168 70L170 69L168 66L171 67ZM101 65L103 67H101ZM217 65L218 64L216 63L214 66L217 67ZM119 66L122 67V69ZM215 67H214V71H213L214 75H217L218 73L220 74L221 73V70L219 71L220 68L217 67L218 69H215ZM141 68H142V71H141ZM12 69H14V70L12 71ZM120 69L122 70L121 71L122 73L119 72ZM138 69H140L138 72L143 73V67L140 66ZM168 70L166 69V71L169 73V71H171V69L169 71ZM216 70H218L219 72L217 73ZM14 71H16V72H14ZM52 72H54V73H52ZM116 73H117L116 76H118L117 78L115 76ZM119 74H120V76H119ZM42 79L43 80L48 79L49 82H53V83H51L49 86L44 85V82L40 81ZM10 80H11V82H10ZM109 80H111V79H109ZM263 80H264V77L260 78L258 82H261L264 85V82H262ZM3 82H4V84H2ZM15 83H17V84H15ZM13 84H15V86ZM238 84L241 85L240 83H238ZM9 85L10 86L12 85L11 88H9L10 87ZM16 85L19 87H16ZM263 85L260 84L259 85L260 87L258 86L259 91H258V88L256 89V91H258L259 93L256 91H253V92H255V93H253V95L256 97V101H258L257 103H260L261 102L260 100L264 99L261 97V95L264 97V95H263L264 90H262L263 92L262 91L260 92V89H264ZM113 86H114L115 90H117V91H115L113 89ZM262 86H263V88H261ZM95 88H99L101 90V94L90 95L88 93V91H90V90L94 91ZM242 88L243 87H240V89H242ZM21 92L23 94H21ZM115 92H117V94H115ZM14 93L15 94L18 93L17 94L18 96L17 95L15 96ZM44 93L46 94V99L44 98L45 97ZM257 93H258V95H255ZM10 94H12V95L10 96ZM38 94H40V95H38ZM37 95H38V97L40 96V99L38 98L40 101L36 98ZM5 97H7V98H5ZM18 99L20 101H18ZM29 99H30V101H29ZM111 99H112V101H110ZM4 100H5V102H4ZM23 100H25V101H23ZM34 100H36V101L38 100V101L36 102ZM42 101H43V105H42ZM157 101H160V98ZM170 101L171 100H169V102ZM30 102L32 105L34 104L35 107H38V108H36L37 110L35 109V107L31 106ZM32 102H35V103H32ZM38 102L40 104L39 106H37ZM81 102H85L86 107L84 105H82ZM22 103H23V106H22ZM262 103L264 104V102H261L259 104V106H258V104L256 106H258V108L261 109L260 105ZM157 104H158V106H160L161 103L157 102ZM170 104H172V105H170ZM29 105H30V107H29ZM170 106L173 109L170 108ZM263 106H262V109L264 108ZM159 108L161 109V107H159ZM174 108L175 107H174L173 103L170 102L169 103V109L171 111L169 110V114H170L169 117L170 118L172 117V118L171 119L169 118L170 119L169 120L170 121L169 133L170 132H172V133L169 135V137H167L168 135L165 134V132H163V129L161 128V126L159 127L160 117H158V116L161 114L160 112L158 113V116H157V118H159V119H156L158 122L159 130H161L165 134V136L167 135L166 137L165 136L164 137L166 140L169 138L168 140H169V143L171 142V144L168 145L169 144L168 141H166L163 138H161L162 140L160 139V137L163 136V135L161 136V134H163V133H161V131H159L160 135H159V133L157 134V138L155 137L156 134L155 135L151 134L152 136L149 135L150 137H155V139L157 141H155V140L154 141L156 143L159 141L158 142L159 144L157 143V146L161 145V149H162L161 150L160 147L158 146L157 148H159L160 150H157V148L155 146H153V151H155V152L150 150L151 152L155 153V154L152 153L153 157H156L157 155H159V154H156L159 151L160 153L162 152L163 154H165L164 155L165 158L163 157L164 161H165L166 157L169 155L168 156L169 159L167 158L166 159L167 162L164 163L165 165H167L168 160L173 159L170 156L172 154L170 151L171 149H169V148L173 147L174 145H172V144H174V143H177L174 146L175 148H176V146H180V148H181V141H183V140H181L182 138H178V137H180V134H181V136L184 134V132L183 133L180 132V131H182V129L184 127H183V124H182V126H180L181 130L179 131L180 133L178 134L177 132L180 128L177 127L178 126V123H177L178 121H177V116H176L177 114L175 115L176 111L174 110ZM260 109H258V110L260 111V113L262 115V113L264 112L263 111L264 109L263 110L261 109L262 112ZM114 111H115V109H114ZM172 111H174L173 114L175 116L171 115ZM23 115H25V116H23ZM27 115H28V117H27ZM60 115H64L65 117L61 116L62 117V120H61ZM251 116L253 117L252 119H253L254 123L256 122L253 125L254 126L256 125L258 127L255 128V127L251 126L252 125L251 124L250 125L251 130H249V125H248L247 134L252 138L250 141L246 139L247 142L245 140H243L244 139L243 136L246 137L247 134H243V136H242L243 138L240 141L238 140V138H239V136H237L238 132H235V131H237L236 130L237 128L235 127L236 128L235 129L233 127L235 125V123H232L233 126L231 128L232 129L234 128L235 131L234 130L233 131L235 132L236 136L231 135L234 132L232 130L229 131V129H225V132H227L229 134L224 133V130H222L224 128L221 129L222 126L221 125H220L221 127L219 126L220 134L222 133L224 135V136H222L219 134L220 139H222V141H220V139H219L220 142L226 143L227 141L224 142L225 139L222 137H225L227 135H228L227 137H229V138L231 135L232 140H233L234 136L237 137L236 138L237 144H236V142L233 143L235 139L233 140V142L230 139L231 143L227 142V144H225V145L222 144L224 146H228V144L230 146L232 144L230 147L228 146L229 147L228 150L233 151V149L231 148L233 146V144H234V146H238L240 144H243V141H245L244 142L245 145L244 144L240 145V146H238L239 149L236 148V150L233 151V152H235V155L233 152H232L233 153L232 154V153H230V151L229 152L227 151L228 154L230 153L229 154L230 157L228 156V154L223 155V153H222V159L223 158L225 159V157H226L225 155H227V158L229 157L228 158L229 160L231 159V156H233V155L236 156L235 159L237 157L239 159V156H241L243 154V147L244 146H245L244 147L245 149L248 146L249 150H250V146H249V144L247 145V143L249 142V143L253 144L252 139H253L254 134L256 135V137L260 136V139H261V137H263L262 139L264 141V135H263L264 129L262 127H260L259 124H257V123H260L259 117H257L258 115H254L252 113ZM25 117H27L28 119L26 118L27 119L26 120ZM56 117L58 118V120H57L58 123L54 119ZM63 117L65 118V120ZM263 117H264V114H263ZM254 118L255 119L257 118V120L255 121ZM21 119H23V120H21ZM24 119L26 120V122H24L25 121ZM116 119H118V118L116 117ZM16 121H17V123H16ZM19 121H20V123H19ZM22 121H23V124H22ZM27 121L30 122V124L28 122L29 125L27 124ZM51 121L52 122L54 121L53 124ZM114 121H115L116 125H115ZM172 121H174V122H172ZM55 122H56V124H55ZM49 123H51V125H49ZM173 123H174V125H173ZM250 123H252V120H250V122H248V124H250ZM24 124H25V126H24ZM120 124H122V123L120 122ZM171 124L173 126H171ZM232 124L230 123L228 128H230V125H232ZM236 125H237V122H236ZM118 127H120L121 129H119ZM158 127H157V129H158ZM254 129L256 130V133H255ZM119 130L121 131V133L118 132ZM175 130H177L175 134L178 135V137L175 136V134L173 133V131H175ZM248 131L249 132L254 131V132H252L251 133L252 135H251ZM257 131H260V132H258V134H257ZM116 134L118 136H115ZM172 134H173V136H172ZM257 135H259V136H257ZM170 136H172L171 138L174 139L175 141H173L170 138ZM249 136H248V139H249ZM122 137L124 139H122ZM150 137H147L148 140L150 139ZM175 137L177 139H175ZM197 137H198V139H200L201 136L200 137L197 136ZM183 138H184V135H183ZM120 139L122 141H120ZM198 139L196 141H197V143H200L201 139L200 140H198ZM262 139L260 141H262ZM255 140H256V138H255ZM154 141H151V142H153V144H154ZM161 142L163 143V145L161 144ZM116 143H119V144L117 145ZM183 143H184V141L182 142V144ZM194 143H196L195 139H194ZM204 143H202V145H205ZM261 143H263L262 144V146H263L264 142H261ZM165 144L168 146H165ZM154 145H156V144H154ZM198 145H199V149H200L201 144H198ZM206 145L208 147L209 144L206 143ZM115 146H117V148L118 147H120V148L116 149ZM164 146L166 147V149H164V151L166 150L165 152L163 151ZM183 146H185V143H184V145H182V148H181L182 151L185 149V147L183 149ZM241 146H243V147H241ZM262 146H260V155H261L260 158L261 159L263 158V155H264V151H263V155H262V148L264 147V146L263 147ZM180 148L179 147L176 148V150H175L176 156L179 153V155L181 154L185 158V155L188 152L184 153L185 154L184 155L183 152H185V150L182 153H180L179 152V151H181ZM233 148H235V147H233ZM119 149L122 151L118 152ZM240 149H242V150H240ZM167 150H168V152H170V154L166 153ZM226 150H227V147H226ZM263 150H264V148H263ZM177 151H178V153H177ZM204 151H207V149ZM224 151H225V149H224ZM236 151H240V152L236 153ZM151 152H149V153H151ZM208 152H209V150L207 151V153ZM241 152H242V154H241ZM117 153L119 154L118 158H117ZM207 153L203 154V156L204 157H205V155L209 156V155H207ZM225 153H226V151H225ZM96 154H98V155H96ZM140 154L143 156V152H141ZM246 154L248 155V153H246ZM93 155L96 157H93ZM149 155H151V154H149ZM254 155L255 154L252 153V156H254ZM87 156H89V158ZM142 156H140V157H142ZM97 157H98V159H97ZM179 158H180V156L178 157V160H180L182 164L186 165L184 167H187V169L182 174H179V173H181L180 171L182 170V169L180 170L179 166L176 168V170H174L176 173H174V171L172 172L173 169L172 170L170 169L171 174H173V175L176 174L175 180L177 179V177L179 180L180 176L188 177L190 168L187 165H189V163H191V161H193L191 159V161L188 164H186L187 163L186 161H185L186 162L185 163L183 160H181V159H183L182 157H181V159H179ZM208 158H210V156ZM227 158L225 161L228 162ZM255 158H257V156ZM92 159H95V160L97 159V161L94 160L95 162H97V164L94 161H92ZM249 159L250 158L248 157L246 160L247 163H249L251 165V167L253 166L252 168L255 169L256 168V166L254 164L255 160L251 159L253 162L250 160V162H251L250 163ZM261 159H260V161L264 160V158L262 160ZM233 160H234V158H233ZM180 161H179V163H180ZM230 161H232V160H230ZM138 162H140L139 158H138ZM234 162H235V160H234ZM234 162L232 161L231 164ZM109 163L111 165H109ZM235 163L232 165H235ZM263 163L261 162V166ZM189 166H191V164ZM254 166H255V168H254ZM116 167L118 168V170ZM262 167H264V166H262ZM178 168H179V172L177 170ZM116 170H117V173H116ZM153 170H151V175L155 176V173H153V172H155V170L154 171ZM115 174L116 175L118 174V176H116ZM263 174L261 173V176ZM114 176H116V177H114ZM153 176H151V177H153ZM245 176H249V174L247 173ZM263 176H262V178H263ZM121 177H122V180H121ZM109 178H110V181H109ZM116 178H117V181H119V184L117 181H116V183H113V182H115ZM111 179H113V180H111ZM131 179L133 180V182ZM153 179H155V177H153ZM233 179L237 180L236 177H234ZM256 179H257L256 180L257 183L258 182L260 183V181L258 180L259 177ZM263 179L260 178L261 182H264ZM234 180H232V181L227 180L226 181L227 186L231 187ZM105 181H107V182H105ZM110 182L113 184H111ZM228 182H230V183H228ZM106 183L109 185V186L107 185V188L109 190L106 189ZM153 183H154V180L152 183L150 181L148 184H153ZM120 184H121V186H120ZM177 184L179 185V181H177V183L175 182L176 187L174 184H172V185H174L173 189L175 191L177 190L178 187H180ZM102 185L105 186L104 189L102 188ZM111 185L112 186L115 185L113 187V190H110V188H109V187H111V189H112ZM123 185H124V187H123ZM146 185H147V183L142 185V190L144 191V193H145V189H143V186L145 188ZM225 185H226V183H225ZM122 187L124 188V192L122 190ZM127 187H128V190H127ZM150 187H151V185H150ZM228 187L226 188V190L229 189ZM125 188L127 191L125 190ZM102 189H103V192L105 194L102 192ZM106 190H108L109 193H111V195L108 193L110 196H108V195L106 196V194H107ZM175 191H174V193H175ZM44 194H45V196H44ZM103 195L106 196V197L104 196V199L102 198ZM142 196H141V201L143 202L144 194ZM124 197H126V198L129 197V198H127V200H126ZM124 200H126V201H124ZM139 201H140V199H139ZM179 202L181 203V205ZM125 203H128L127 206H130V208L128 207L129 214H127L128 212H127V209L125 208L126 207ZM155 205H156V203L154 204V207H155ZM179 206H181L182 209ZM178 207H179V210L177 211L176 209H178ZM251 209L252 208H249L247 210H251ZM24 213H26L28 216ZM180 214H184V215H180ZM185 214H186V216H185ZM25 215H26V218H22L23 216L25 217ZM120 215H121V217H120ZM177 215H179V218L181 219V221H179ZM175 216H176V218H175ZM131 218H132V216H131ZM182 218L187 222L186 223L187 225L185 224V222L183 223L185 225H183L181 223V222H183ZM242 218H243V220H242ZM244 218H245V220H244ZM77 219L79 221H77ZM255 219L257 220L256 223H255ZM59 220H60V222L61 221L62 222L59 223ZM239 220L242 222H240ZM98 221H99V223H98ZM235 221H237V222H235ZM63 222H65V223L67 222L66 224H68V225L70 224L71 227L66 225V224H64V227H63ZM204 222H205V224H204ZM208 222H210V224L212 223L211 224V226L213 227L212 229H210V227H209L210 225ZM238 222H240V223L238 224ZM4 223L7 225V228H6L7 230L6 229L4 230V228L6 227V225H4ZM213 224H214V226H213ZM220 225H221V227H220ZM123 226H124L123 230H125V231L122 232L121 227H123ZM24 227L26 230H24ZM106 227L107 228L110 227L111 229L113 228V230H111V231H113L112 235H113V239H115L114 245H113V243L110 245V243H111L110 241H112V240H110V238L112 239L111 236L109 238L110 243L109 242L106 243L105 240L102 239V230H103V228H106ZM232 227L234 229L236 228L234 231H237V234H236L237 237L233 236V234L236 232L233 231ZM20 228L24 231L23 235L26 232H27V234H25L23 236L21 234L23 231L21 230V232H20ZM203 228H202V230H203ZM230 228L232 229L231 232L229 231V230H231ZM257 228L260 231L259 233H261V234H259L260 237H258L259 235L256 234V230H254ZM3 230H4V232H3ZM204 230H205V228H204ZM211 230H212V232H210ZM258 230H257V233H258ZM118 231H120V234L117 233ZM238 231H240V232H238ZM66 232H68V233H66ZM220 232H221V234H219ZM224 232L225 233L227 232V234H225ZM61 233H62V231H61ZM71 234H72V236H71ZM220 235H221V237H220ZM226 235H228L229 237L227 238ZM117 236H118V238H117ZM202 237H204V236H202ZM86 238H88V239H86ZM235 238H237V239H235ZM74 240H75V242H74ZM85 240H87V241H85ZM263 240H262V242L264 243ZM215 241H216V244L218 245V248H217L216 244L212 243ZM103 242L106 244V247L103 245ZM204 243H205V248H202V247H204V245H201L202 247L199 246L200 244H204ZM259 243H261V244H259ZM101 244H102V248H101ZM108 244H109V246H108ZM222 244H224L223 245L224 247L222 246ZM89 245H90V247L93 246L92 250L89 247ZM45 246L48 247V249H49V246L47 243L45 244ZM207 247H208V251L204 250ZM222 247H223V249L221 250L220 248H222ZM246 247H248V249ZM256 247H258V249ZM87 248H89V250ZM201 248H202V250H201ZM250 248H251V251H250ZM28 249H30L32 251H30L28 253V251H29ZM96 249H98V250L96 251ZM101 249H102V257L99 256ZM106 249L108 251H103ZM210 249H211V251H210ZM217 249H218L219 254L216 252ZM256 250L258 252H256ZM46 251H47V249H46ZM131 251H132V253H131ZM261 251H262V253H261ZM10 252H12V253H10ZM253 252H254V254H253ZM204 253H206V254H204ZM260 253L262 255H260ZM10 254H13V257L14 256L15 257L14 258L11 257ZM246 255H248L249 258ZM208 256H210V257H208ZM5 258H6V260H5ZM260 258H261V260H260ZM249 259H250V261H249ZM263 259H264V256H263ZM11 261H10V264L13 263ZM18 262H19V260H18ZM5 264H7V263H5Z\"/></svg>",
	"mask_w": 264,
	"mask_h": 264
}]
</instances>
